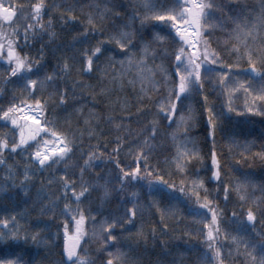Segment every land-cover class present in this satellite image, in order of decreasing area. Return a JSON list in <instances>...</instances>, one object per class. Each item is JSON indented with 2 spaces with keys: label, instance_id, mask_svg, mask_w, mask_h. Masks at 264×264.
Returning a JSON list of instances; mask_svg holds the SVG:
<instances>
[{
  "label": "trees",
  "instance_id": "16d2710c",
  "mask_svg": "<svg viewBox=\"0 0 264 264\" xmlns=\"http://www.w3.org/2000/svg\"><path fill=\"white\" fill-rule=\"evenodd\" d=\"M39 2L41 0H13V3L24 7L25 16L28 15L30 6ZM174 2L175 0H43L47 14L44 15L42 23L47 26L51 19L52 28L49 31L56 35L51 39L48 35H43L42 39L38 37L35 42L29 40L27 45L21 42L20 46L24 48L22 55L39 63L40 79L45 75L55 74L58 77L55 85H45L41 97L38 98L49 102L48 118L55 122L58 133L69 134L75 138L76 147L66 163L61 162L50 169H42L33 163V158L27 152H21L20 149H17L16 153L7 150L3 152L5 163L0 164V217L14 215L22 232L39 233L37 243L29 242L15 248L19 255L24 256L26 262L31 260L33 264H60L65 244L64 225H68L69 236L74 235L76 225L70 215L62 214L65 203L61 195L62 185L55 181L49 185L48 180L68 175L71 181L79 185L81 168L88 160V154L94 151L96 157L90 161L91 166L86 168L83 174L84 182L96 187L90 189V195L87 199L82 198L83 202L80 204L86 217L81 225L86 235L80 242V255L86 252L94 264H105L109 258L108 251H115V248L105 243L101 224L106 219L111 220L122 215L125 206L132 207V193L136 192L135 203L143 212H137L134 225H117L118 239L113 242L125 253L126 264H208L202 259L208 251L205 243L207 229L197 222L198 217L188 214V209L196 206L192 199L179 193L177 195H181V199L171 201L167 197H150L146 189L127 182L121 184L118 179L121 175L120 169L127 171L133 166L132 153L137 150L143 139L148 138L147 129L155 120L158 131L156 139L150 140L153 147L148 157L151 167L162 174L167 172L165 179L177 186L183 181L188 193L191 192L192 181L202 180L204 188L210 194V200L218 196L216 186L208 179L211 173L207 171L211 164L209 153L213 148L214 139V150L218 156L223 157L221 179L226 181L230 192L227 202L222 195L214 200L215 205L223 211L221 236L216 244L221 248L223 264H248L243 255V247L237 251L236 245L230 239H225L224 235H238L236 229L239 225L233 224V211L243 220L242 209L254 207V202L264 207V193L261 191L264 187V159L256 155L264 152V115L246 111L250 97L246 99L240 91L229 95L228 90L218 86L215 76L211 80L205 77L203 90L187 95V99L182 97V105L177 106V116L173 117L174 120H178L180 114L186 117L191 115L185 125L186 133L184 128L178 130L176 124L169 126L167 121L156 115L157 102L162 100L172 87L169 81L176 79L172 74L175 67L172 53L177 45L167 36L166 25L161 26L164 28V31H161L154 28L159 22L145 19L150 15L145 4H163L170 7ZM214 2L219 8L214 10V15L208 18V24L204 25L203 39L208 41L209 51H216L225 64H234L237 57L225 51L224 41L228 39V33L235 28L236 18L241 25L245 22L249 25L255 22L261 13L264 0ZM69 8L72 9L71 12L67 11ZM62 14L65 17L74 16L76 21L71 24L62 23ZM89 14L104 16V35L100 39L106 40L109 35L118 31L133 33L135 46L127 50L128 56L145 61L147 68L152 70L151 81L141 82L135 67L130 68L126 62L121 65L119 62L126 61L127 57L117 54L119 49L109 53L113 57L111 61L107 57L99 61V70L91 74L81 70L79 60L82 45L74 41L73 37L87 26ZM10 31L5 28L6 34ZM209 32L212 35H209ZM158 33L166 36L162 44L154 39ZM95 43L96 40L93 39L83 47ZM109 47L116 48L115 45ZM65 62L70 66L68 73L62 71ZM6 68L4 60L0 59V106L6 108L9 102H19L21 98L32 103L20 82H14L16 78L9 79ZM240 68H247V64L241 61ZM64 91H67V104L62 107L58 103V92ZM205 96L207 106L212 107L216 114L214 136H210L206 131ZM229 106L232 111L228 110ZM10 129L11 126L4 127L0 121V134L9 133ZM27 131L25 129L26 134ZM173 134L176 136L175 140ZM16 136L18 139V132ZM118 138L119 154L116 155L112 150L118 147ZM9 143L11 144V141ZM180 143H187L189 149L195 147L197 153L190 159L184 173H178L172 163H166L176 155V145ZM244 146L250 151H245ZM140 167L143 170V163ZM26 168L30 182L24 181ZM197 172L199 177L196 176ZM245 177L250 181L248 203L241 205L231 186ZM24 183L28 185L27 195L22 188ZM105 187L109 191L107 196ZM79 191L80 188L77 187V192ZM200 196H204L203 191H200ZM50 200H57L59 205L52 211L48 210ZM153 200L157 202L154 206ZM67 203L73 210L71 215H76L74 201L69 200ZM256 215L255 230L250 229L246 234L250 239H258L257 234L264 235V217L259 211ZM76 219H79V216H76ZM2 247L3 245H0V248Z\"/></svg>",
  "mask_w": 264,
  "mask_h": 264
},
{
  "label": "snow or ice",
  "instance_id": "6c2138e0",
  "mask_svg": "<svg viewBox=\"0 0 264 264\" xmlns=\"http://www.w3.org/2000/svg\"><path fill=\"white\" fill-rule=\"evenodd\" d=\"M145 7L149 8L150 11V15H147L145 19L159 22L154 25V28H159L161 31H164L161 26L166 25L167 36H170L177 45L172 53L175 62L172 74L176 79L169 81L172 87L163 99L157 102V116L167 121L169 126L176 124L178 130L184 128L186 133L185 125L187 120L191 119V115L186 117L180 114L178 120H174L173 117L177 116V106L182 105V97L187 99V95L203 90L205 77L211 80L214 76L218 86L221 89L228 90L229 95L240 91L246 99L250 97L246 111L264 115V34H262V30H264V4H262L260 15L256 17L255 22L251 25L247 22L241 25L238 18L234 20L235 28L228 33V39L224 41L225 51L237 57L234 64H225L216 51H209L208 41L203 39L204 25L208 24V18L214 15V10L219 8L214 0H207V2L205 0H175L173 6L170 7L163 4H145ZM67 11L71 12L72 9L69 8ZM46 14L43 0L31 5L27 16L24 14L22 5L13 3V0H0V59H3L7 65L6 72L9 79L16 78L14 82H20L21 87L28 94V99L33 101L28 103V100L21 98L19 102L15 100L9 102L6 108L0 106V121L3 122L4 127L11 126L9 133L0 134V164L5 163L2 158L5 150L10 153H16L17 149H20L21 152H27L33 158V163L42 169L45 167L53 168L61 162L66 163L74 154L75 138L72 135L60 134L56 131L55 122L48 118L49 102L38 98L41 97L45 85H55L58 77L54 74L45 75L43 79H40L41 66L37 61L22 55L24 48L20 46L21 42L27 45L29 40L35 42L38 37L42 39L43 35H48L50 39L55 37L56 34L49 31L52 28L51 19H49L47 26L42 23ZM21 21H23V24H21ZM75 21L76 17L74 16L65 17L63 14L61 15L62 23L71 24ZM202 21L204 24H202ZM103 22V14L99 16L89 14L87 26L78 32L77 36L73 37L74 41L82 45L79 60L81 70L86 74L99 70V61L104 57L111 61L113 57L109 53L119 49L120 51L117 54L127 57L126 61L122 60L119 63L123 65L126 62L130 68L135 67L140 74L141 82L144 80L151 81L152 70L147 68L145 61L143 59L135 60L133 57L128 56L127 50L135 46L133 44V33L118 31L109 35L106 40L100 39L104 35ZM210 26L215 27L214 25ZM5 28L11 31L6 34ZM208 34L212 35L211 32ZM93 39L96 40L94 45L83 47V45L90 44ZM154 39L157 43L162 44L166 40V36L158 33ZM110 45H115L116 48H110ZM40 51H43V46ZM147 51L146 47V54ZM241 61L247 64V68H240ZM213 65H217V67H213ZM62 71L64 73L70 71L67 62L63 63ZM143 91L142 88L141 92L143 93ZM66 96L67 91L58 92V103L62 107L67 104ZM204 101L207 113L206 131L210 136H214L216 127L214 116L216 114L212 107L207 106L206 96ZM228 110L232 111L233 109L229 106ZM25 129L28 130L27 134ZM157 131V124L154 120L147 129L148 138L143 139L137 146V150L132 153L134 156L133 166L127 171L120 169L121 175L118 179L121 184L127 182L133 186L138 185L146 189L147 195L150 197L159 196L161 199L167 197L171 201L181 199V195H183L192 199L196 206L190 207L188 214L198 217L197 222L203 224L204 228L207 229L205 243L208 251L204 253L202 259H205L208 264H223L221 248L216 244L221 236L220 223L223 211L214 203V200L220 195L227 202L230 195L228 184L221 179L223 171L221 159L223 157L218 156L214 150L215 143L213 139V148L209 153L211 164L207 171L211 173L208 179L216 186L215 191H217L218 196L210 200L208 190L204 188L203 181L199 179L192 181L191 192L188 193L185 190L183 181L177 186L174 182L165 179V175H168L167 172L162 174L161 171L149 164L148 157L153 151L150 140L156 139ZM17 132L19 133L18 139ZM45 137H48V139ZM175 139L176 136L173 134V140ZM9 141H11V144ZM116 143L118 147L113 148L112 152L118 155L119 138ZM244 147L245 151H250L247 146ZM32 149L34 151H31ZM196 155L195 147L189 149L187 143H180L176 145V155L166 163H172L178 173H184L190 159ZM241 155L243 154L241 153ZM256 155L264 159V152L256 153ZM94 157H96V152L93 151L88 154V160L81 168V183L79 185L71 181L68 175L53 177L48 180L49 185L54 181L62 185L61 195L65 201L62 214L70 215L76 225L75 233L72 236L68 235V225H64L65 244L61 253L60 264H94L88 258L86 252L84 255H80L78 252L81 239L86 235L81 228L86 217L80 208V204L83 202L82 198L87 199V196L90 195V189L96 187L84 182L83 174L85 169L91 166L90 161ZM116 163L119 167V163ZM141 163L144 165L143 170L140 167ZM154 173L155 179H153ZM196 176L199 177V172L196 173ZM24 181L30 182L27 168L24 171ZM144 181L146 183H142ZM249 183L250 181L245 177L244 180H238L231 186L241 205L248 203ZM27 186V183L22 185L25 195H27ZM77 187L80 188L79 192H77ZM200 191L204 192L203 197L200 196ZM261 191L264 193V187L261 188ZM178 193L181 195H177ZM107 195H109V191L105 187V196ZM132 197L133 199L130 201L132 207L125 206L122 215L111 220L106 219L101 224V232L105 234V243L115 248V251H108L109 258L105 264H126L125 253L116 247L113 242L118 239L116 234L117 225L121 227L125 224L134 225L137 212H143V209L138 208L135 203L137 193L133 192ZM69 200L74 201L76 204V215H71L73 210L70 204L67 203ZM182 202L187 203L186 201ZM156 203L155 200L152 201L153 206ZM58 206L57 200H50L48 210L52 211ZM242 210L243 220H240L235 211L232 212L233 224L239 225L236 229L238 235L228 233L224 235V238L230 239L236 245L237 251L240 250L241 246L243 247V255L248 264H264V235L257 234L258 239H250L246 235L250 229L255 230L256 212L259 211L260 215L264 217V207H260L259 204L254 202V207ZM76 216H79V219H76ZM92 219L95 218L92 217ZM10 223L11 227H9ZM38 235L39 233L22 232L19 221L14 215L0 217V245H3L0 248V253H3L0 255V264H33L31 260L26 262L24 256L19 255L15 248L29 242L37 243ZM230 255L231 253H229Z\"/></svg>",
  "mask_w": 264,
  "mask_h": 264
}]
</instances>
